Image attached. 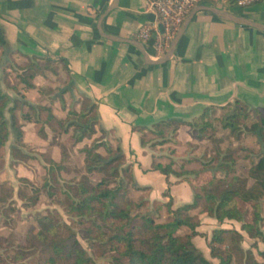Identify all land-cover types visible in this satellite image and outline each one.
Returning a JSON list of instances; mask_svg holds the SVG:
<instances>
[{"label":"trees","instance_id":"trees-1","mask_svg":"<svg viewBox=\"0 0 264 264\" xmlns=\"http://www.w3.org/2000/svg\"><path fill=\"white\" fill-rule=\"evenodd\" d=\"M229 7H236V0H232ZM0 51L2 55L9 54L26 62L19 67L21 74L16 76L17 85L8 87L16 97L11 98L0 89V162L11 134L14 136L11 148L13 165L32 159L23 151L27 147L23 143V127L25 123L33 124L39 138L61 151L59 162L48 159L40 190L61 206L70 223H65L56 211H45L36 217V227H30L19 243L0 237V264H95L78 241L77 234L94 254H109L117 264H212L195 247L193 238L198 236L205 239L210 258L218 264H264V248L258 247V243L264 245V216L260 206L264 199V108L253 109L256 120L249 126L245 125L248 119L252 120L250 111H246L248 106L235 100L223 107L207 108L189 122H161L152 127L149 134L156 141L151 147L175 142L180 126L190 129L193 140L218 143L213 156L203 162L201 171L197 172L185 170L182 166L179 170L173 169V161L162 165L157 162L162 157H153L151 170L165 177L180 178L193 192L192 203L174 211L170 201L153 203L155 211L165 210L166 220L157 223L152 215L141 212L148 209V201L136 202L130 198L131 190L142 192L147 189L136 185L131 166L126 163L117 143L94 141L91 146H84L81 149L84 174L78 179L63 177L62 174L67 172L68 157L65 147L56 143L58 138L70 133L74 144H79L95 135L96 127L104 134L98 122L96 105L86 97H82L78 112L74 109L67 111L65 117L56 115L54 105L59 104L64 111L63 97L74 88L66 61L8 52L1 28ZM61 75L65 76V81H61ZM38 76L46 81L51 77L59 81L55 87L36 88L33 80ZM30 90H37V104L26 101L24 93ZM216 109H228L220 120L222 130L238 137L242 128L257 140L260 151L245 175L237 173V150L227 147L222 151L219 148L225 140L216 139V128L210 120ZM146 130L134 129L142 134V147L150 142L146 141ZM100 148L104 155L98 152ZM205 173L209 180L200 179ZM94 174L100 175L101 179L97 182L91 180L90 176ZM194 180H202V183L195 184ZM21 181L28 183L25 179ZM12 195L11 188L0 185V205L13 202ZM164 196L168 197L167 193ZM18 198L23 199L19 192ZM239 202L250 205L248 220L240 210ZM195 210H198V216L187 215ZM200 215L220 224L234 221L240 225L239 231L217 228L209 237L203 236L197 232ZM241 232L252 241L248 249L242 246L246 239Z\"/></svg>","mask_w":264,"mask_h":264},{"label":"crops","instance_id":"crops-1","mask_svg":"<svg viewBox=\"0 0 264 264\" xmlns=\"http://www.w3.org/2000/svg\"><path fill=\"white\" fill-rule=\"evenodd\" d=\"M113 1L0 0V28L6 50L29 57L65 60L74 88L63 97L64 101L65 97H72L77 112L82 97L94 103L104 134L98 127L96 132L103 141L120 146L136 185L147 189L142 191L145 200L150 204L170 201L174 211L192 203V189L180 178L151 170V165L153 157H162L157 160L162 165L186 159L177 157L176 150L190 144V129L180 126L175 142L155 147H151L156 140L149 131L161 122H189L207 108L223 107L235 100L253 109L264 108V32L223 21L209 12H198L172 57L161 65H147L133 46L110 42L98 34V19ZM155 1L116 0V8L102 21L104 33L141 42L152 60L162 57L166 40L159 35L161 26L153 10ZM216 8L264 25V0L243 8ZM144 28L150 29L147 41L139 39ZM160 40L164 43L162 50L158 48ZM45 81L38 76L33 84L40 88L46 85ZM24 96L31 104L39 101L37 90ZM59 106L55 104L54 109ZM67 111L55 113L65 117ZM30 128L34 125L25 123L23 132ZM138 128L147 129L146 141L150 142L145 147L141 146L142 134L134 131ZM34 138L32 144L36 146L39 139ZM172 150L175 155H170ZM50 158L59 162L60 154L59 160L53 153ZM166 193L168 197L164 196ZM160 212L165 214L164 209ZM190 215L198 216V211ZM199 220L197 232L208 237L217 228H240L234 221L220 224L206 215H200ZM196 239L193 238L194 245ZM200 244L195 247L205 258L209 257L205 239ZM242 246L248 249L245 242ZM208 260L218 264L214 259Z\"/></svg>","mask_w":264,"mask_h":264},{"label":"rangeland","instance_id":"rangeland-1","mask_svg":"<svg viewBox=\"0 0 264 264\" xmlns=\"http://www.w3.org/2000/svg\"><path fill=\"white\" fill-rule=\"evenodd\" d=\"M25 64L26 62L24 59L15 58L9 54L2 55L0 51V73L2 80L0 83V89L4 93L8 94L11 98H15L16 94L8 89V87L10 88L17 85L18 82L16 76L21 74L19 67ZM59 78L61 79V81H65L64 75H61ZM50 79L51 80L45 81V87H55V84H57V82L59 81L58 79L53 77H51ZM38 81L39 80H37L36 83H39ZM65 99L64 111L66 112L67 109L74 110L75 103L72 97H65ZM61 109L62 107L59 106L55 110L59 114L62 113ZM246 111L248 113L250 111V115L252 117V120L248 119L246 121L245 125L249 126L251 124V121L256 120V115L253 112V108L247 107ZM227 112L228 109H216L211 115L210 120L216 128V132L214 133L216 139L225 140L224 143L219 145V148L222 149V151L227 147H231L234 150H237V173L245 175L249 166L253 161L256 160L260 148L257 144L256 138L242 128V132L238 137L231 136L227 131L221 129L220 120ZM16 115L17 117H19V113H16ZM262 116L264 117V111H262ZM6 118L9 119L8 114H6ZM35 129V126L34 128H30L29 130L24 132L23 137V141L27 143L25 144L27 147L23 149V151L27 153V155L32 159L13 165V160L11 158V148L14 146V136L11 134L3 150V161L0 162V185L6 184L13 191L11 199L13 202L8 203L7 201L5 205H0V237L10 239L15 243H19L23 240L27 230L30 227H36V217L39 215H43L45 211H56L62 217L65 223H67L68 225L70 224L65 217L61 206L56 205L54 202L48 199L45 192L40 190V187L45 178L48 159L52 156L53 153V156L56 157L57 160H59V154L61 153V151L58 147L50 146L46 140L39 138L36 135ZM34 136H36L40 140H38V144L36 146L32 144L36 141ZM102 139V135L97 132L90 139H84L79 144H74L70 133L68 135H62L58 138V142L56 143H59L60 145L65 147L68 157L66 161L67 172L65 174H62L65 179H78L82 174H84V155L81 153V149L84 146H91L94 141H103ZM227 140L228 142H226ZM216 144L218 143L207 140L200 142L191 138L190 144L186 145L183 148L180 147L178 148V150H176L179 153V155H176L177 157L186 158L182 161H178L175 164L176 170H179V166H182L184 167V169L185 167L188 168L185 170L195 172L201 171L202 163L207 161L209 157L213 156V150ZM98 152L101 155L105 154L102 148H100ZM170 155H175V150H172L170 152ZM200 176V179L209 180V175L206 173ZM90 177L91 180L95 182L101 179V176L98 174H94ZM23 179L27 180L28 183H23L21 181ZM194 183L200 184L202 183V180H194ZM18 192L23 197V199L20 200L18 198ZM130 198H132L136 202L141 200L146 201L145 193L143 192H135L131 190ZM260 206L261 215L264 216V199L261 202ZM239 208L246 215V219L250 218V205L242 204L239 202ZM141 212H147L152 215L157 223H163L166 220V215L160 211H155L152 204L149 205L148 209H142ZM187 215L191 216L190 213H188ZM75 231L76 233L78 232L77 229ZM202 235L205 236V234ZM77 238L81 246L87 251V254L93 259L95 264H117L109 254H94V252L91 251L87 244L82 240L79 234H77ZM203 240V237H197V243L195 244L196 247L201 245L200 242H202ZM244 242L246 243L248 248L252 243L251 240H245ZM258 247L260 249H263L264 245L258 243ZM206 258L211 259L210 256Z\"/></svg>","mask_w":264,"mask_h":264},{"label":"built area","instance_id":"built-area-1","mask_svg":"<svg viewBox=\"0 0 264 264\" xmlns=\"http://www.w3.org/2000/svg\"><path fill=\"white\" fill-rule=\"evenodd\" d=\"M231 1L232 0H156L153 3V10L161 26L159 35L164 36L166 40L165 50H168L170 40L180 30L184 20L195 7L200 5L229 7ZM258 1L259 0H236V6L243 8ZM149 36V28H144L139 33V39L142 41H147ZM162 44L164 43L160 40L158 46L160 50L163 49Z\"/></svg>","mask_w":264,"mask_h":264},{"label":"water","instance_id":"water-1","mask_svg":"<svg viewBox=\"0 0 264 264\" xmlns=\"http://www.w3.org/2000/svg\"><path fill=\"white\" fill-rule=\"evenodd\" d=\"M115 8H116V0H114L107 7V9L104 11V13L102 15H100L98 22H97L98 34L100 35V37H102L103 39H106L110 42L126 43V44L133 46L141 54V56L144 60V63L147 65H161V64L166 63L172 57V55L174 54V50H175L177 43L179 42L182 35L184 34V32H185L188 24L190 23L191 19L193 18V16L198 12H209V13L219 17L223 21L231 22V23H234V24L239 25V26H245V27L260 31V32H264V25L249 21V20L244 19V18L236 17V16H234V15H232V14H230L224 10L218 9L216 7L200 5V6L195 7L189 13V15L186 17V19L184 20L180 30L176 33V35L171 40L169 48L166 51V53L162 57H160L156 60H152L146 54L144 46L141 42L134 40V39L118 38V37L110 36V35H107L106 33H104V31L102 29V21Z\"/></svg>","mask_w":264,"mask_h":264}]
</instances>
